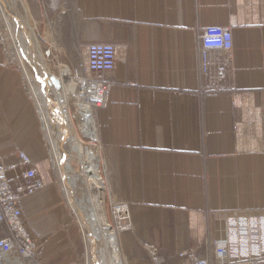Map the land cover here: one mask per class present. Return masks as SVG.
I'll list each match as a JSON object with an SVG mask.
<instances>
[{
	"label": "crops",
	"instance_id": "crops-1",
	"mask_svg": "<svg viewBox=\"0 0 264 264\" xmlns=\"http://www.w3.org/2000/svg\"><path fill=\"white\" fill-rule=\"evenodd\" d=\"M17 6L41 48L50 49L52 65L83 66L91 43L116 48L109 103L90 114L103 202L110 214L126 204L131 224L115 233L120 264H151L149 250L158 258L204 256L224 238V212L264 215V0H21ZM209 27L231 31L233 89L199 97L196 37ZM4 64L0 48V160L12 164L22 151L43 182L22 199V209L44 241L45 264H80L51 172L40 94ZM57 83V98L73 102L70 86ZM44 85L52 101L53 88ZM75 147L72 139L61 148Z\"/></svg>",
	"mask_w": 264,
	"mask_h": 264
},
{
	"label": "built area",
	"instance_id": "built-area-1",
	"mask_svg": "<svg viewBox=\"0 0 264 264\" xmlns=\"http://www.w3.org/2000/svg\"><path fill=\"white\" fill-rule=\"evenodd\" d=\"M12 1V0H11ZM13 6L15 3H12ZM0 6V48L5 55L6 67L15 66L26 86H35L40 94L42 82L65 81L63 74L52 76L45 59L50 50L43 51L41 39L34 38L27 23L22 30ZM26 33V35H24ZM39 47L45 72L35 62L34 42ZM198 96L230 92L233 48L229 28L209 27L196 37ZM116 48L109 43H91L85 49L83 66L67 69L72 96L76 106L105 108L113 87L110 78L116 64ZM45 77V80H43ZM35 93V95H36ZM37 101V99H36ZM13 163L5 165L0 160V264H45L44 241L26 222L22 199L36 194L43 188L42 180L30 158L22 151H15ZM111 228L121 234L130 230L127 205L117 203L111 208ZM224 238L213 244L209 254L180 252L158 258L152 254V264H264V215L244 212H224Z\"/></svg>",
	"mask_w": 264,
	"mask_h": 264
},
{
	"label": "bare ground",
	"instance_id": "bare-ground-1",
	"mask_svg": "<svg viewBox=\"0 0 264 264\" xmlns=\"http://www.w3.org/2000/svg\"><path fill=\"white\" fill-rule=\"evenodd\" d=\"M13 2L15 3L14 6L12 4ZM20 2L21 0H0V6L5 9L4 12L8 17H12L14 15L15 17H13V19L17 21L16 24L20 26L22 30L25 28L27 31L26 12L17 6ZM24 35H26V33H24ZM33 49L35 53L36 65L41 71L42 63L39 55H37L38 51L35 50V47H33ZM43 80H45V77ZM44 83L53 88L52 82L43 81L41 86H45ZM40 89L39 105L43 116V128L53 149L54 158L56 160V170L59 173L63 190L67 196L68 204L71 206L73 212L76 213V216H78L81 222V227L87 231L90 237L89 250L93 258L91 259L94 261L93 264H120L119 252L116 248L115 232L110 228V225L106 223V215L103 206L104 203L100 192L102 188L99 185H101L104 181L102 177L98 176L97 169L92 165V151L88 149L89 147H84L81 140H78L75 137L72 138L76 143L75 149L78 153L85 154L87 156V160H89L88 163H86L87 166L84 172L85 175L83 176L87 178L89 175L87 181L90 189L82 196V199H79L74 190L75 181L78 180L79 177L74 170L75 168L69 162L68 154L62 150V148L70 146L72 140L69 134H63L68 132V129H72V127L68 124L69 117L67 118L64 113L65 107L63 109V105L67 107L64 95L63 98L59 99L56 95H60L61 93L56 92L54 88L52 89L54 90L52 92L49 88L50 93L54 94V99L50 101L47 99V94L49 93H45L44 96L43 87H40ZM55 99H58L59 101H55ZM76 114H78V122L80 121L79 116L84 122L82 123L84 124L82 125L84 131L87 133L91 131V133L87 134L90 137V135H92L93 126L90 111L81 105L77 106ZM62 134L63 136L61 137ZM98 240L104 243L103 247L98 245Z\"/></svg>",
	"mask_w": 264,
	"mask_h": 264
},
{
	"label": "rangeland",
	"instance_id": "rangeland-1",
	"mask_svg": "<svg viewBox=\"0 0 264 264\" xmlns=\"http://www.w3.org/2000/svg\"><path fill=\"white\" fill-rule=\"evenodd\" d=\"M36 49L38 51L37 55H39L41 63H43V58L41 57L40 52H39L40 50H39L38 47ZM42 50L45 51V50H48V49H43L42 48ZM50 59L53 60V62L56 61L53 57L52 58L50 57ZM45 62H46V68L48 69L49 72L50 71L54 72L56 70V68H57L58 72L61 73V75L63 74L65 81L62 82V84H63L62 86H71L69 79H67V76H65L66 74H65V72L62 69V65H63L62 62H59V61H58V63L55 62V65H52L49 62V59H45ZM51 65L54 68H51ZM44 69L45 68L42 65V70L44 71ZM52 69H54V71ZM59 83H61V82H59ZM52 85L53 86H59L60 84H58L57 82H55L52 79ZM56 90L58 91L59 88L57 87ZM69 99L70 98H67V100H68L67 109H68V114L70 115L69 117L71 119L70 122H69V125L72 127V129H68V133H69V130H70V135L71 136L73 135L78 140H81V143L83 144L84 147H86V148L89 147L88 149H90L92 151V155H93L92 156L93 157L92 165L94 166V168L97 169V171H99V175L103 179V172H102L103 170H102L101 164L99 162V158H98L99 154H100L99 153V149H97L95 147L96 143L91 138L92 135H90V137H89V135H87L88 133H91V131H89L88 133L85 132L84 128L82 127L81 121L78 122V119H77L78 118V114H76L77 106L75 105V103H76L75 99H74L73 102H71V101L69 102ZM40 116H41V119L43 120L42 114H40ZM42 120H41L42 130H43V135H44V141H46L45 143L47 144L48 151H49V161L51 163V172L53 174L54 179L56 180V183L58 184V188H59V191H60V198H61L60 199L61 200L60 204H61V206H63V212H64L65 216L67 217L66 218L67 222L70 223L69 224V228H70V232H72L71 236L74 235L75 240H76L74 248L77 251V254H76L77 258H78V260H80V264H86V263L87 264L88 263L89 264H93L94 261L92 260L93 258L91 256V253H90V250H89L90 237H89L87 231L84 230L81 227V222H80L78 216H76V213L73 212L71 206L68 204L67 196H66V194H65V192L63 190V185L61 183V179H60L59 173L56 170V160L54 158L55 156L53 154V149H52V146H51V144L49 142L48 136H47V134H46V132H45V130L43 128ZM66 153L68 154V158H69L70 164L75 168L74 170L76 171V173H77V175L79 177L78 180L75 181V188H74L75 194H76V196L79 199H82V196L86 192H88L89 189H90L89 185H88V181H87L88 178H85L83 176V175H85L84 174V172H85L84 163H88L89 160H87V156L85 154H83V153L79 154L76 149H75V151L74 150H70L69 152H66ZM85 160H86V162H85ZM99 186L102 188V185H99ZM82 192H83V194H82ZM101 196L103 197L102 193H101ZM103 203H104L103 206H104V211H105V215H106V223L110 225L112 223L111 217H110V211L108 209L107 203L106 202H103ZM110 228H111V225H110ZM116 235L118 236L117 233H116ZM42 241H43V239H42ZM97 242H99L100 247L104 246V243H102L101 241L98 240ZM153 253L154 252L149 250V258L152 259V254ZM46 254H47V252L44 250V255H46ZM85 256H86V259H85ZM84 259H85V261H84Z\"/></svg>",
	"mask_w": 264,
	"mask_h": 264
}]
</instances>
